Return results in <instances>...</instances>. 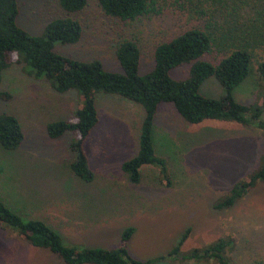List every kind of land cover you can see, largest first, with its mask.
Here are the masks:
<instances>
[{"label": "rangeland", "instance_id": "1", "mask_svg": "<svg viewBox=\"0 0 264 264\" xmlns=\"http://www.w3.org/2000/svg\"><path fill=\"white\" fill-rule=\"evenodd\" d=\"M150 1L147 14L121 21L103 15L96 0H86V6L73 17L80 26L78 41L54 43L53 51L71 60L98 61L105 71L120 74L115 51L121 41H131L139 51L137 72L143 75L153 67L157 45L198 25L195 11L210 13L219 25L229 22L233 27L236 22L239 30L253 29L251 23L243 22L264 12L259 0H231L234 3L228 4L219 0L222 8L216 9L211 8L216 6L211 0ZM17 2L16 24L29 35L41 34L49 21L63 15L57 0ZM250 33L233 31L226 37L238 40L216 43L215 49L197 61L216 65L232 48L246 46ZM247 45L255 50L251 42ZM250 54L247 76L232 90V97L253 108L262 101L263 85L256 65L264 54L258 49ZM189 66L182 64L169 76L184 80ZM26 71L22 64L9 67L0 81V93L7 97L0 98V113L13 116L23 135L18 149L0 147V200L9 210L22 219L43 221L63 245L77 249H116L121 231L132 227L127 251L133 259L163 257L153 264H214L212 259L177 262L167 254L174 247L179 253L201 250L218 238L229 237L234 243L232 264H264V184L256 183L230 208L214 209V203L235 182L258 167L264 149L259 130L214 120L190 125L171 104H159L153 118L152 147L165 163L170 185L164 186V174L154 166H142L139 182L130 184L120 165L137 152L142 110L116 95L98 93L94 96L98 122L83 144L93 179L84 182L69 170L74 156L68 144L74 135L67 132L50 140L45 131L48 123L72 119L80 104L78 94L73 90L56 93L46 80L34 79ZM198 93L218 99L223 90L210 77ZM260 119L264 121V110ZM0 264L62 263L48 250L33 248L0 226Z\"/></svg>", "mask_w": 264, "mask_h": 264}, {"label": "trees", "instance_id": "2", "mask_svg": "<svg viewBox=\"0 0 264 264\" xmlns=\"http://www.w3.org/2000/svg\"><path fill=\"white\" fill-rule=\"evenodd\" d=\"M259 1L264 3V0ZM57 2L63 13L62 17L49 21L41 34L29 35L16 24L19 14L17 0H0V81L6 69L22 64L28 68L25 72L27 75L34 79L43 78L54 92L65 93L73 90L78 94L80 104L73 112L72 119L48 123L45 131L50 140H55L67 132L74 135L68 144L69 152L74 156L69 170L80 180L91 182L93 179L83 144L98 122L94 105V96L98 93L116 95L140 106L142 110L137 152L120 165V171L130 184L139 182V169L142 166H154L164 174L163 179L166 182L164 186L170 185L165 163L155 155L152 147L153 118L159 104H171L180 118L190 125L204 120L233 122L257 129L264 136V121L260 119L264 110V59L256 65V73L263 85L260 106L247 107L237 103L232 97V90L247 76L251 62L250 52L258 49L264 54V12L243 22L242 25L246 23L253 25V29L249 28L251 33L245 43L246 46L232 48L229 55L216 65H211L197 59L215 49L216 43H226L223 41L226 39L238 40L226 37L233 31L249 33V30L236 29L239 28L236 22L233 27H229L227 21V25H219L217 19L210 13L207 14L203 10L195 11L198 25L168 42L157 45L153 51L152 69L139 75L137 72L139 51L137 45L131 41L124 40L117 45L115 57L122 71L120 74L105 71L95 60L81 62L56 54L53 51L54 43L72 44L78 41L80 26L73 17L86 6V0ZM96 2L103 15L121 21H132L144 16L149 12L151 5L150 0H96ZM221 3L223 4V1L211 0V5H216L211 8H222ZM224 3L234 2L225 0ZM223 37L226 38L222 39ZM249 42L253 44L255 50L249 48L247 45ZM182 64H190L187 77L180 81L172 80L169 72ZM210 77H213L223 90V95L218 99L205 98L198 93L203 81ZM2 95L0 93V98L7 99ZM22 140L23 135L17 120L11 115L0 113V147L14 151L18 149ZM256 183L264 184V149L258 167L244 179L235 182L228 193L214 203V209L230 208ZM0 226L14 232L29 246L48 250L62 264H153L164 259L131 258L127 246L134 232L132 227L121 231L116 249H77L65 246L59 235L43 221L22 219L9 210L1 200ZM188 231L185 230L180 243ZM233 248V240L222 237L208 243L201 250L194 249L188 253H179L177 247H174L168 252L167 257L179 260L177 262L212 259L214 264H232L230 254Z\"/></svg>", "mask_w": 264, "mask_h": 264}, {"label": "crops", "instance_id": "3", "mask_svg": "<svg viewBox=\"0 0 264 264\" xmlns=\"http://www.w3.org/2000/svg\"><path fill=\"white\" fill-rule=\"evenodd\" d=\"M11 68V67H10ZM230 123H233V122H230Z\"/></svg>", "mask_w": 264, "mask_h": 264}]
</instances>
